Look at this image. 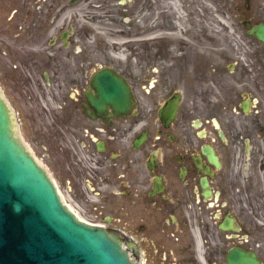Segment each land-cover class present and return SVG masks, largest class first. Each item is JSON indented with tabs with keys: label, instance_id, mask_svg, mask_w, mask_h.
Here are the masks:
<instances>
[{
	"label": "flooded vegetation",
	"instance_id": "1",
	"mask_svg": "<svg viewBox=\"0 0 264 264\" xmlns=\"http://www.w3.org/2000/svg\"><path fill=\"white\" fill-rule=\"evenodd\" d=\"M96 6L0 0V87L24 140L26 134L61 164L79 211L117 231L134 264H232V257L264 264L258 62H152L149 42L144 62H117L114 25L132 35L139 20L129 7ZM188 44L181 47L186 56ZM104 68L126 77L136 112L91 101ZM236 70L241 74L230 85Z\"/></svg>",
	"mask_w": 264,
	"mask_h": 264
},
{
	"label": "water",
	"instance_id": "2",
	"mask_svg": "<svg viewBox=\"0 0 264 264\" xmlns=\"http://www.w3.org/2000/svg\"><path fill=\"white\" fill-rule=\"evenodd\" d=\"M248 33L264 44V21ZM93 84L97 98L90 99L99 107L136 112L133 88L122 74L104 68ZM251 262L258 263L247 257ZM0 264H134L117 231L81 219L65 203L48 168L23 140L1 87Z\"/></svg>",
	"mask_w": 264,
	"mask_h": 264
},
{
	"label": "rangeland",
	"instance_id": "3",
	"mask_svg": "<svg viewBox=\"0 0 264 264\" xmlns=\"http://www.w3.org/2000/svg\"><path fill=\"white\" fill-rule=\"evenodd\" d=\"M146 1H149V9L145 7ZM146 1L132 0L127 5L120 6L117 5V0H95L97 6L92 10L106 12L107 10L113 11L110 10L112 6H117L119 10L129 7L130 13L128 14L130 15L132 10L135 11L134 19L139 20L135 24L132 35H121L120 25H114L116 28L113 30L110 42L115 46L112 57L117 62L127 59L144 62L145 43L149 42V57L152 62H183V59L187 57L189 62H213L215 67L228 63L239 66L245 62H258L259 68H257L261 71L259 79L264 85V44L250 35L247 31L248 27L243 24L244 20H251L252 23L264 21V0ZM89 5L90 3L86 4L87 9ZM179 13L182 19L178 17ZM164 19L170 25L166 24ZM178 20L183 27L178 25ZM123 22L122 28H126L128 23ZM146 24H150L148 31H144ZM137 29H139V36L135 33ZM106 33L110 32H103V35L105 36ZM185 40L189 42L186 47L190 50L188 56L182 52L181 48ZM162 45L167 47L163 49V52L169 53L164 58ZM118 53L123 54V57ZM259 71H256V74ZM229 74V84L232 85L237 82L241 72L236 70ZM262 104L264 108V90ZM25 137L36 157L48 168L60 189L71 203L81 210L77 198L61 178L59 171L61 164H55L48 158L45 149L34 146L31 138L26 134Z\"/></svg>",
	"mask_w": 264,
	"mask_h": 264
},
{
	"label": "bare ground",
	"instance_id": "4",
	"mask_svg": "<svg viewBox=\"0 0 264 264\" xmlns=\"http://www.w3.org/2000/svg\"><path fill=\"white\" fill-rule=\"evenodd\" d=\"M178 17H179L180 19H182V15H181V13H179ZM178 22H179L178 25H180L181 27H183L182 24H181V22H180L179 20H178ZM178 25H177V27H178ZM179 30H180V29H179ZM118 55H120V54L118 53ZM120 56L123 57V54H121ZM63 195H64V197L66 198V195H65V194H63ZM73 206H74V205L71 203V207H72V208L75 207V206H74V207H73Z\"/></svg>",
	"mask_w": 264,
	"mask_h": 264
}]
</instances>
